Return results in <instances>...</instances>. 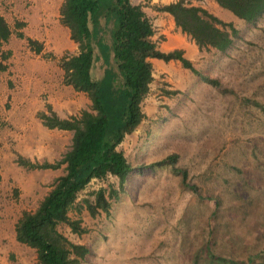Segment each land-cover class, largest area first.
<instances>
[{"label":"rangeland","instance_id":"obj_1","mask_svg":"<svg viewBox=\"0 0 264 264\" xmlns=\"http://www.w3.org/2000/svg\"><path fill=\"white\" fill-rule=\"evenodd\" d=\"M158 1L153 9L166 0ZM190 1L232 22L238 34L224 52L200 50L166 19L155 26L151 9H145L155 31L158 28L153 39L157 47L164 52L182 49L198 73L178 60L151 59L153 80L142 101L145 117L117 147L134 169L121 185L108 175L91 180L80 192L69 215L81 219L84 233L59 226L71 241L88 247L85 264H264V13L251 24L228 14L214 0ZM147 2L141 3L143 8ZM60 98L61 112L55 111L60 117L77 115L91 105L87 94L73 87ZM9 107L7 102L0 106V138L15 129L6 119ZM36 124L33 121L30 129L37 131L42 156L36 158L29 150L36 149V143L27 139L21 146L27 147L26 154L10 145L11 152L16 160L22 156L54 163L70 146L72 132ZM169 155H175L173 165L186 170V181L196 191L182 182L166 160ZM63 167L22 166L25 172H37L39 183L38 194L22 199L23 210L38 206L54 173L62 174ZM109 186L117 190L109 210L90 214L84 198L93 201L94 191ZM6 255L0 253L4 259ZM34 260L36 251H24L10 263L36 264Z\"/></svg>","mask_w":264,"mask_h":264},{"label":"trees","instance_id":"obj_2","mask_svg":"<svg viewBox=\"0 0 264 264\" xmlns=\"http://www.w3.org/2000/svg\"><path fill=\"white\" fill-rule=\"evenodd\" d=\"M221 8L236 17L255 24L264 13V0H214ZM159 12L169 13L175 25L188 35L200 50L226 51L237 36L232 22H226L201 5L190 0H175L155 5ZM60 22L68 27L78 51L65 53L59 64L63 82L76 91L87 94L89 109L77 115L60 117L51 106L38 112L42 124L50 129L72 132L71 144L54 163L32 162L19 156L17 162L26 168L63 167V173L50 183L49 191L34 210H23L15 224L16 240L36 251V264H85L89 252L86 245L71 241L59 226L66 224L73 233L86 231L80 218L69 215L76 207L82 190L93 179L108 175L119 179L120 185L134 169L117 147L127 134L132 133L145 117L142 101L153 80L151 59L178 60L184 68L198 73L182 49L164 52L152 39L155 27L141 3L131 0H62ZM11 30L0 16V71L6 69L10 51L1 50ZM22 36L21 34H19ZM36 52L37 41L28 39ZM204 81L217 84L216 79L201 75ZM173 165L175 155H169ZM144 166V165H142ZM187 183V172L173 165ZM94 200L84 198L90 214L97 209L107 212L110 199L117 198V190L99 188ZM80 207L77 209L80 211Z\"/></svg>","mask_w":264,"mask_h":264},{"label":"crops","instance_id":"obj_3","mask_svg":"<svg viewBox=\"0 0 264 264\" xmlns=\"http://www.w3.org/2000/svg\"><path fill=\"white\" fill-rule=\"evenodd\" d=\"M157 1L137 0L136 3H148L143 9L149 18L152 15L146 10L151 9L155 26L157 21L162 24L165 19L169 25L175 26L169 13L153 9L152 4L159 2ZM172 1L175 0H166L165 4ZM61 2L62 0H0V16L11 30L8 41L1 46V50H8L11 54L6 69L0 72V106L2 109L6 102L10 105L8 111L5 110L6 119L13 121L15 125V129L7 133L10 135L6 139L3 135L0 138V253L7 252L5 259L0 257V264H11L10 259L18 258V253L24 251L35 254L34 249L16 240L15 224L21 211L26 209L22 199L39 193V183L35 177L37 172H25L11 152L10 145L26 154L27 147L22 149L21 146L27 139L29 143H36V149L29 150H33L36 158H40L43 154L40 151L41 140L37 131L31 130L30 126L33 121H37L38 126L44 128L37 116L38 112L44 111L46 103L52 104L54 111L61 112L63 105L59 101L60 97L67 90L70 93L72 91V87L63 82L64 72L57 59L67 51H78V46L72 40L68 27L60 22ZM221 9L234 15L227 9ZM14 18L17 20L16 24L12 22ZM157 30L156 27L152 39L158 33ZM29 38L38 42L39 52L28 43ZM54 175L58 176L57 173ZM16 188L18 193L14 195L12 190L15 192Z\"/></svg>","mask_w":264,"mask_h":264}]
</instances>
